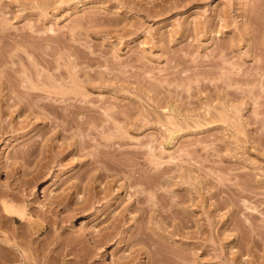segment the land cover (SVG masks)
<instances>
[{
	"label": "rangeland",
	"instance_id": "1",
	"mask_svg": "<svg viewBox=\"0 0 264 264\" xmlns=\"http://www.w3.org/2000/svg\"><path fill=\"white\" fill-rule=\"evenodd\" d=\"M39 102L83 105L85 129L40 139ZM29 135L30 166L44 148L26 201L47 207L29 221L42 252L0 224L22 263L51 248L56 264H160L157 243L169 264H264V0H0V189L33 176ZM97 148L104 168L81 164Z\"/></svg>",
	"mask_w": 264,
	"mask_h": 264
},
{
	"label": "bare ground",
	"instance_id": "2",
	"mask_svg": "<svg viewBox=\"0 0 264 264\" xmlns=\"http://www.w3.org/2000/svg\"><path fill=\"white\" fill-rule=\"evenodd\" d=\"M25 86H27V85H25ZM26 90H27V88H26ZM25 92H28V91H25ZM28 93H31V92H28ZM32 94H40V93L32 92ZM41 102L36 104V107H37V110H38L39 114L35 115L37 118H39L41 120V123H42V126L39 128V130L35 131L36 132L35 135L40 136L41 137L40 139L43 138V136L45 135V132L47 131L46 129L49 128L51 126V124H55V126H54L55 129H56V127H58V129L55 132V134L58 133V134L64 135L63 132L70 130L73 126H75L76 129L78 131H80V133H82L83 130L85 129V124L87 123V120L86 119H81V120L78 119L79 118L78 115L81 112H85V111L87 112L89 110V109L86 110V108L83 105H76V106L71 105V104L67 105L68 103L65 104V106L60 105V104H56V103H49V104H46V105H44L45 104L44 103L42 105ZM28 107H29V103L28 102L24 103V109H26ZM47 113H51L52 116H49ZM28 116H29V113H28V115L26 117H28ZM42 127H43V129H42ZM45 127H47V128L44 129ZM85 135H89V133L85 132L84 134H82L83 137H79V140L77 141V147L75 149L77 152L85 150L88 147V145L90 144V140L92 139V137L89 136L88 138H86ZM27 137H29V138H27ZM26 138L28 140V142H27L28 143L27 144L28 148H26L27 152L24 151L25 154H24V156H22L23 159L19 163V167H21L23 169V171L21 173H24V174L31 173L33 176H31V179L28 178V179H24L23 180V182L21 184V189H20V185H18V187H17L18 190H15L16 188L11 187V186H9L6 189H0V199H1L0 200V224H3L5 221H9L10 223L18 222V227L24 225L25 226L24 227L25 228V232H26L25 234L28 235V236H31V239L29 241L27 240L28 243H30V246H28V247L29 248L32 247L33 251H35V252L38 251L37 253H39V252H42V248L39 246V244L38 243L35 244L34 247H33V244L31 245V243L33 242V233H35V232L30 227L29 221H30V219L33 220L32 217H33L34 214L44 213L46 211L47 207L46 208H42V204H41V206L34 205L33 208H31V210H29L30 208H27L28 204L26 203V201L28 199L27 196L30 193V191L27 190V187L30 184H33V183L35 184L36 181L39 180V178L43 177L44 174H45V172H43L42 170L38 169L39 166H40L39 163L41 162L40 159L44 156V150H43L44 148H41V147H43V145H41L40 150L37 153L39 156L40 155L41 156L38 157L36 159V161L30 166V164L32 163V161H30V158L33 156V154L36 151V146H33L35 144L34 143L35 138L30 136V135L26 136ZM107 144L110 145L109 143H104L105 146H107ZM97 149H99L98 153H94V152L90 153V157L84 159V161L81 162V164H86V166H90V165L93 166L94 164H97L99 168L100 167L104 168V164H103L104 156H103L102 153H104L103 151L109 152V150H105V149H102V148H97ZM95 152H96V150H95ZM117 152L121 153L122 151H117ZM85 154H86V151H85ZM110 154H111V151H110ZM114 154H113V156H114ZM87 155H89V154H87ZM106 157L108 158L109 156L106 155ZM121 157H119V158H121ZM107 158H105V159H107ZM110 158L111 157H109V159ZM119 158H117L116 161H115V162H117L116 165H118V167L115 166V168L123 170V166H122L123 161L121 162L119 160ZM106 166H108V165L106 164ZM42 168H44V167H42ZM45 168L43 170H45ZM13 170L14 169L9 171L8 174H9L10 177L14 178V171ZM15 170L17 171L16 167H15ZM133 170L132 171L129 170V172L126 175L127 178H129L130 182H132V183L135 180H137V176H135V173L133 172ZM32 177L34 179H32ZM15 184H16V182H15ZM139 193L141 194L142 190L139 191ZM95 195H97V194H95ZM13 199L14 200L18 199L22 203L16 204V203H14ZM141 199H142V197L140 195H136V197L133 199V201L138 203V202L141 201ZM57 202H59V200H57ZM65 202H66V200H65ZM70 203H71V201L67 199V202L64 203V204L68 205ZM77 206H75V207H77L76 209L78 210L79 209V204ZM81 206H80V208H81V210H83V207H85V205L83 207H81ZM31 224H32V222H31ZM43 228H44V226L41 225L40 229H43ZM14 229H16V228H14ZM35 231L38 232V230H35ZM128 238L132 239L131 242H133L134 240H135V242H136V240L138 241V239L133 237V236H129ZM75 239L76 240L78 239V242H81V243L82 242L86 243L87 241L89 243H94V241H95V238H93V236H90V235L89 236L85 235L84 237L83 236L82 237L81 236H79V237L77 236V238L75 237L72 240H75ZM28 243H27V245H28ZM76 245H77V243H76ZM25 246H26L25 244H24V246L20 245V244L14 242L12 240H8L5 237H1L0 238V249H3V250L4 249H8L9 251L11 250V252L14 253L13 254L14 257L12 256V258L13 259L14 258L17 259V262L15 263V261H16L15 260L14 264H23V263L26 264L27 263L26 261H24L22 263V260H21L23 258H24V260L28 259L26 257H29L28 256L29 251L27 250V246H26V248H25ZM149 246H150V243H149ZM47 247H49V246L46 245V248ZM52 251L53 250L51 248H47V250L43 252V254H44L43 255L44 259L42 260L43 264H56L55 263L56 261H53V258H52L53 257L52 255H54V254H52ZM84 252H85V250H84ZM169 253H170V251H168V250H166L164 248L162 250L161 247L159 248L157 243H155L153 245V247L149 249V251L147 252V255H148L149 258L154 257L157 260H158V257H160V264H167L168 262H166L165 259L168 256L170 257V255H168ZM1 254H0V264H4V263L7 264L6 263L7 259L5 258L6 256L3 257V255H1ZM172 255L174 257L178 258L180 262H187V259L183 255H179V254H177V255L172 254ZM21 257H23V258H21ZM54 257H55V255H54Z\"/></svg>",
	"mask_w": 264,
	"mask_h": 264
}]
</instances>
